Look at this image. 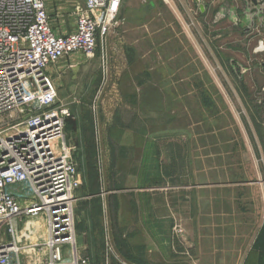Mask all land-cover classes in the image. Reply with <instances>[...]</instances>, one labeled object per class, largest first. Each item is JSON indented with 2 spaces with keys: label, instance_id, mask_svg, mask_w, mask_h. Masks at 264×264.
<instances>
[{
  "label": "rangeland",
  "instance_id": "1",
  "mask_svg": "<svg viewBox=\"0 0 264 264\" xmlns=\"http://www.w3.org/2000/svg\"><path fill=\"white\" fill-rule=\"evenodd\" d=\"M48 1L56 14L72 0ZM141 1L146 19L160 17L138 33L144 52L153 44L147 35L156 42L170 39L163 55L179 54L175 63L156 70L155 79L143 72L142 82L134 58L131 72L120 71V48L114 56L107 50L109 40L125 39L126 22L119 11L117 23L100 37L95 56L85 57L65 77L69 85H86L89 94L70 97L69 88L61 87L65 95L58 101L69 103L77 126L66 132L82 181L75 191V223L78 216L90 219L100 234L92 263L264 264V152L250 147L246 108L240 106L238 113L227 92L264 88V0L255 5L251 0ZM65 5L60 20L69 25L76 16L70 3ZM154 62L148 58L144 69ZM179 68L177 78L188 73L192 78L176 79L172 97L167 72ZM141 83L149 92L148 104L140 109L136 93ZM189 89L191 118L182 103L171 102ZM200 89L207 94L199 95ZM233 134L240 136L242 151L221 154L218 141ZM227 148L231 151L232 144ZM253 243L257 252L246 262Z\"/></svg>",
  "mask_w": 264,
  "mask_h": 264
},
{
  "label": "built area",
  "instance_id": "2",
  "mask_svg": "<svg viewBox=\"0 0 264 264\" xmlns=\"http://www.w3.org/2000/svg\"><path fill=\"white\" fill-rule=\"evenodd\" d=\"M122 2L72 0L75 25L58 34L45 0H0V227L12 237L0 244V264H14L20 239L30 234H20L18 222L38 217L46 221L48 238L27 245L33 264H63L67 247L69 264H93L77 253L81 172L66 137L71 113L59 104L48 70L77 54L93 58Z\"/></svg>",
  "mask_w": 264,
  "mask_h": 264
},
{
  "label": "crops",
  "instance_id": "3",
  "mask_svg": "<svg viewBox=\"0 0 264 264\" xmlns=\"http://www.w3.org/2000/svg\"><path fill=\"white\" fill-rule=\"evenodd\" d=\"M46 1V5L50 14V21L53 24V27L55 29V31L58 34H67L69 33L74 25L76 21H73L71 23L62 25V20L61 17L64 16V12H67V10L63 11V9H65V4L69 3L71 5V8L73 9V4L72 1H66L65 4H62V8L58 9V12L56 14H54L53 9L51 8V5L49 3L48 0ZM144 5V2H142L141 0H123L122 5H121V9H120V17L124 19V21L126 22V33H125V39L124 41H117V40H109L107 43V50L108 52L114 56L115 54V50L117 47L120 48L119 54L120 55V65H119V70L122 71L123 73H127V72H131V66H132V62H133V58L135 60V62L137 63V81L142 82L144 79V75L143 72H146L147 76L149 75V73H151V76L153 79L154 76L156 75V70L161 71L162 68H166V66L168 64L171 63H175L176 59L179 57V54H173L172 56H164L163 55V51L168 47H166L167 45H169L171 43V40H165V41H161V42H156L153 40V34H149L147 35V37L151 35V39H152V45L150 46L149 50H147L146 52H144V48H143V39L139 38L140 36H138V33L142 32L144 28H146L147 25H153L154 22L157 24V22H159V15L158 16H152L150 19H146L147 16H144L143 11H142V6ZM155 7V6H154ZM70 12H73L74 10H72ZM157 9V7H155V10ZM154 10V9H153ZM154 10V11H155ZM167 12H171L170 9H166ZM70 15H73L70 14ZM76 18V17H75ZM158 20V21H157ZM58 22V24H57ZM73 26V27H72ZM169 26V25H167ZM152 27V26H151ZM159 29H157V33L160 32V26H158ZM165 28V27H164ZM163 30V29H162ZM165 31V29L163 30ZM156 33H154L155 35ZM131 36V37H130ZM130 37L132 39V42L129 41ZM134 38V40H133ZM100 40V39H99ZM99 44V41H98ZM142 44V45H140ZM187 48V47H186ZM134 55V56H133ZM112 56V58H113ZM75 58V59H74ZM85 57L82 56L81 54H77L74 55L73 57L70 58H66L63 59L62 61L59 62L58 65L56 66H52L49 68L48 70V74H51L50 76H52L53 81H55L56 83V88L58 91V96L60 99V95H65L63 94V92L61 91V87L66 90L67 88H69L68 90L72 92L71 96H75V94H78L80 97H83L84 95L86 96L87 94H89V92L91 91V89H89L87 86H82L81 84L78 85H73L74 83H72L71 85H69V83L65 82V77H67V73L68 72H74L76 71L80 65L82 64L81 61H84ZM148 58H152L154 59V63L155 66L151 69H149V71L144 67H143V63L148 62ZM91 61L89 62L91 64L92 59H90ZM158 60V61H157ZM146 61V62H145ZM156 61H157V65H156ZM186 63V62H185ZM92 65V64H91ZM168 77L167 79L171 80V84L168 87L169 89L172 88V93L169 92L168 90V95L171 94L170 96L173 97V95H175V92H173V88L177 89L176 85H175V81L177 79V83L181 82H185L186 78H190L189 80H191V75L190 73H188V75H184L183 77L177 78L178 75L181 74L180 68L179 71H175L173 73L167 72ZM58 76V77H56ZM149 77V76H148ZM140 86H138L137 89V106L141 109V107H145L146 104H148L147 101V95L149 92V88L146 89L144 87V84L141 83ZM140 87V88H139ZM167 88V89H168ZM166 89V88H165ZM67 91V93L69 92ZM224 89H222L221 92H223ZM227 92H231L230 94L233 96L232 98V102L236 103L237 108H238V113L240 106L246 108V119L243 120L247 125V127L250 128V133H249V144L250 147L253 146V149H255V152H264V147H262L260 145L261 142H263L264 144V88H262L261 90L258 89H232V90H227ZM199 95L201 94V96L206 95V89H200ZM91 95V93H90ZM92 95H94V93H92ZM117 96L118 94H114V96ZM178 98L176 99V97H174L171 102L175 103V102H180L184 105V109L185 111L188 113V117L191 118V108H190V100L191 97L193 95L192 90H186L183 92H178L177 93ZM220 94L216 93V103L219 105L220 100L219 96ZM221 96L223 97V93L221 94ZM252 97V98H251ZM109 98V97H108ZM82 99V98H81ZM79 99V100H81ZM75 100V97L74 99ZM60 101V100H59ZM170 102V101H169ZM69 103H64L62 105H66L68 106ZM221 104H223V100H221ZM202 105V104H201ZM234 105V104H233ZM107 108L108 110H112L115 108V106L111 103L110 99L107 100ZM188 121V120H187ZM239 121V119H238ZM202 122V121H201ZM200 122V124H201ZM204 123V122H203ZM188 124L190 125L191 123L188 122ZM235 123L233 121L231 128H235ZM252 128H256V131H252ZM221 132L223 131V126L220 128ZM72 133V132H71ZM70 133V134H71ZM107 138H111L110 136H107ZM240 136L233 134L231 136V138L226 139V140H220L218 141L217 145L220 144L221 147V154H233V153H238L240 151H242L241 147L238 146L240 143ZM257 139V141H256ZM261 139H263L261 141ZM187 143L191 144L193 140H191V138H186ZM111 141V140H110ZM261 141V142H260ZM232 144V148L231 151H228V145ZM226 146V147H225ZM226 148V150L224 149ZM111 156L109 155V153H107V163H106V170L107 172H112V165H111ZM132 173V172H131ZM108 174V173H107ZM133 174V173H132ZM89 219V218H88ZM139 220L141 221L142 218H139ZM93 221L89 219V221L84 222L80 216L77 217V223H76V229H77V253L79 256L82 257H91V261H95L96 257H98V251H97V245H98V240L100 238V234L96 233L95 231H93L94 227H92ZM87 224V225H86ZM90 224V225H89ZM18 228L20 231V234H28V232L30 233L28 235L27 239H20L22 240L19 243V246L22 247L19 254H15L13 256V263H17L20 262L21 264H33L36 261V257L34 256H30L27 251L25 250L27 245L30 244H35V243H42L44 240H46L48 238V231H47V225H46V221L43 217H38L36 219H23L22 221L18 222ZM12 241V237L11 235L8 233L7 229H5V227H0V244L1 243H7ZM253 245L250 248V250L247 253V257L245 259L246 262H250V259L248 257H253L255 256L257 250L253 249ZM29 248V247H28ZM29 252V251H28ZM155 250H152L151 255H154ZM64 263L63 264H69L71 261V254H70V250L69 248H65L64 249ZM93 259V260H92ZM94 263V262H93ZM245 264V262H244Z\"/></svg>",
  "mask_w": 264,
  "mask_h": 264
},
{
  "label": "trees",
  "instance_id": "4",
  "mask_svg": "<svg viewBox=\"0 0 264 264\" xmlns=\"http://www.w3.org/2000/svg\"><path fill=\"white\" fill-rule=\"evenodd\" d=\"M67 130L71 132L77 130L76 122L73 120L72 115L66 118V132Z\"/></svg>",
  "mask_w": 264,
  "mask_h": 264
},
{
  "label": "water",
  "instance_id": "5",
  "mask_svg": "<svg viewBox=\"0 0 264 264\" xmlns=\"http://www.w3.org/2000/svg\"><path fill=\"white\" fill-rule=\"evenodd\" d=\"M252 1V3L255 5V4H257L258 2H259V0H251ZM262 3H264V2H262Z\"/></svg>",
  "mask_w": 264,
  "mask_h": 264
}]
</instances>
